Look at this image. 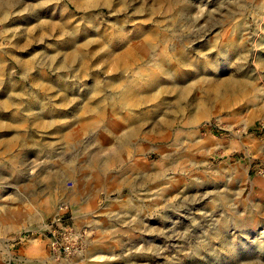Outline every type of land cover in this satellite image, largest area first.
Listing matches in <instances>:
<instances>
[{"label": "rangeland", "instance_id": "1", "mask_svg": "<svg viewBox=\"0 0 264 264\" xmlns=\"http://www.w3.org/2000/svg\"><path fill=\"white\" fill-rule=\"evenodd\" d=\"M0 20V264H264V0Z\"/></svg>", "mask_w": 264, "mask_h": 264}, {"label": "built area", "instance_id": "2", "mask_svg": "<svg viewBox=\"0 0 264 264\" xmlns=\"http://www.w3.org/2000/svg\"><path fill=\"white\" fill-rule=\"evenodd\" d=\"M54 221V220H53ZM52 225V223H50V226ZM64 231H65V237L61 240V243L58 244V237L55 236L54 239L51 240L52 244L59 245V247H63L65 250L67 251H71L73 248V244L76 241V231L71 227H64Z\"/></svg>", "mask_w": 264, "mask_h": 264}, {"label": "bare ground", "instance_id": "3", "mask_svg": "<svg viewBox=\"0 0 264 264\" xmlns=\"http://www.w3.org/2000/svg\"><path fill=\"white\" fill-rule=\"evenodd\" d=\"M0 21H1V20H0ZM11 143H12V141H8L6 144L10 146Z\"/></svg>", "mask_w": 264, "mask_h": 264}]
</instances>
